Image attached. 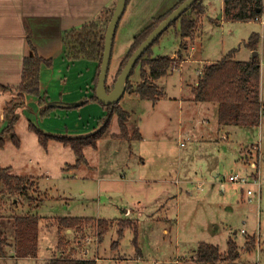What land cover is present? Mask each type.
Instances as JSON below:
<instances>
[{
    "label": "rangeland",
    "instance_id": "1",
    "mask_svg": "<svg viewBox=\"0 0 264 264\" xmlns=\"http://www.w3.org/2000/svg\"><path fill=\"white\" fill-rule=\"evenodd\" d=\"M178 2L179 0H173L171 7ZM202 7L204 9L203 3ZM203 9L202 11L192 10L188 12V15L197 20L192 39L196 32L202 29V57L207 58L205 61L217 60L230 50L236 51L235 48L238 46L236 58L246 59L252 56V52L256 51L257 47L249 51L250 48L246 46V42L252 32H257L259 37L260 34L264 35V25L257 22L259 20L243 22L223 20L219 24L218 18H211L209 21V16L212 14L205 17ZM222 12L223 8L220 19L226 18ZM128 17L131 16H127L120 24L117 40L125 39L127 35V29L132 24V19ZM104 30L105 25L102 27V34H104ZM177 31H179L178 21L175 26H170L163 33L159 41L154 43L152 51L156 54L163 53L158 50L159 42L165 48L164 51H167L164 53L171 52L174 46L179 45L180 42ZM192 39L187 37L185 41L187 43ZM116 51L114 48L111 53L108 70L107 85L110 89L118 72V69L114 72L117 61ZM255 57L257 56L255 55ZM259 62V91L260 97L264 100V57L261 56ZM138 70L140 71L139 64L134 67L131 77L137 75ZM195 70L193 66H190L189 69H183L181 73L174 71L170 74L165 86L167 94L176 96L180 93L178 89L181 88L182 93L187 91V85L180 87V83L187 81V83L193 84L197 77ZM130 82L132 86H136L131 79ZM6 90H9L13 95L11 98L18 94L16 88ZM129 98L131 99L125 102V108L133 113L129 114L127 120V138H134L138 135L136 127L139 128L143 136L141 140L131 143L134 151L141 155V161L138 159L139 156L135 158L136 160L130 161L129 171L135 174V178L138 177V174L141 179L149 176L157 178L156 182L149 181L147 183L149 186L146 188L142 184L145 182L144 180L139 181V178H136V181H131L133 176L129 171L127 172L126 166H124L129 151L126 142L119 143L114 148L113 143L107 140V135H102L103 138L99 141L98 149H93L91 146L85 148L86 157H90L92 160L99 158L102 164L106 162L109 167L112 165V153L117 156L114 169L118 166L115 172L106 178H100L102 180L100 181L92 176L83 177L84 172L82 174L76 171L74 173L63 172L62 167L65 164L75 163L76 155L72 148L69 145H65L63 148L61 143H56L60 145L59 148L57 146L49 147L50 145L44 148L45 146L39 142L37 134L28 129L26 119L20 118L14 125L19 146H16L9 133L1 134L3 139L6 137V141L3 147H0V165H12L10 173L13 172L15 175L33 174V177L28 176V178L34 184L32 189H25L23 193L2 195L0 214L3 220L13 214H28L38 204L37 210L32 212L38 215L39 221L36 257L10 256L14 255L13 249L7 248L4 250V257L0 258V264H48L51 258L59 255L94 258L97 264H104L105 259L122 261L121 264H134L135 261L129 262V259L134 258L139 259L138 264H154L155 260L159 264H200L196 259V248L199 242L217 244L219 250L226 253L227 240L233 238L234 231H236L237 240L242 243L240 241L244 236L241 232L242 228L247 232L254 230L256 238L261 240V248L264 249V113L260 118L259 125L250 127L249 132L242 130L244 127L235 126L228 129L231 132L226 131L227 128L220 132L217 130L215 120L211 119L204 129L209 132L202 137L198 122L201 123L203 119L195 120L189 125L182 122V119H185V109L187 108L182 104L178 106L177 100L164 101L167 99L164 98L152 105L148 99H138L134 95ZM2 99L4 98L2 97ZM3 105L1 102L0 109ZM7 121L8 119L3 114V118L0 119V128H3ZM178 126L181 128L180 131ZM108 127L106 129L108 133L119 129L116 114L112 115ZM177 132L180 133L179 136ZM224 133L227 135L225 138L223 137ZM207 157L212 159L209 162L210 165L207 164ZM253 162L255 166H253ZM195 163L197 164V173L188 178L192 180L189 181L191 184L193 183L190 186V190L192 189L193 192L192 194L184 193V188V196H187L188 199L178 200V204L175 203L173 210L168 213V216L172 217L170 226L167 225L165 219H159L165 215L159 216L158 220L155 218L151 220L143 213L140 215L138 224L130 219L134 226L137 224L136 243L138 249L133 243L135 234L132 226L126 227L123 235L118 237L115 229L117 221L113 222V219L117 220L116 217L121 215L126 203L131 204L137 197L148 206L153 202L156 203L155 199L162 194L160 191L164 189V186L179 185V178L175 180L176 177L173 176L177 168L183 167V174L189 175V171ZM132 169L135 170L131 171ZM211 169H215L216 176L211 173ZM67 170H69V166L64 167V171ZM122 171L126 172L124 174L126 176L122 174ZM169 171L173 179L171 183L164 180H171ZM231 172L247 176L249 182L241 184L228 181ZM37 176L40 177L37 178ZM1 187L3 188L4 185L2 184ZM246 188L256 191L251 201L246 195ZM15 197L21 203L16 204L13 200ZM108 197L109 200L105 201ZM27 204L30 206V210L26 207ZM227 204H231V207H228ZM74 214L91 215L90 224L83 232H77L79 234H74L73 237L70 236L66 239L63 246L57 249L58 235L55 234L57 225L54 223V217ZM95 216L115 217L110 220L112 228L101 241L97 238ZM121 217L127 219L123 215ZM214 222L220 225L218 230L212 225ZM165 226L170 227V236L164 235L163 228ZM64 234L63 231L60 232L61 236ZM76 237H80L81 241L77 242ZM116 239L120 241V246H118L119 243L113 245V240ZM242 249L246 250L244 246ZM9 253V256L6 255ZM141 253L143 258H140ZM258 253L256 246L254 252L256 258ZM244 260L241 258L243 263ZM223 262L225 260L221 259L215 264H223Z\"/></svg>",
    "mask_w": 264,
    "mask_h": 264
},
{
    "label": "crops",
    "instance_id": "2",
    "mask_svg": "<svg viewBox=\"0 0 264 264\" xmlns=\"http://www.w3.org/2000/svg\"><path fill=\"white\" fill-rule=\"evenodd\" d=\"M173 0H128L124 11L118 21L116 31L114 34L113 44H112V51L114 48H116V67L114 69V72L119 67V64L121 60L126 55L132 41L134 38V35L138 33L141 29H143L145 26H147L154 17L162 15L167 9H169L172 6ZM116 0H0V83L6 86H9V88H16L21 80V73H22V61L25 56L33 55L34 53L38 54L39 56L50 59L51 64H41L40 68V94L43 96L45 102L48 104H53L55 107L51 109L46 115L42 116L40 115V108L42 107V104H39L38 97L32 94H25V103L22 107H20L17 110L18 113V119H26L27 120V127L29 128V124L34 125L36 128L46 132V133H52V134H58V135H67V136H85L88 134L93 133L100 127V118L104 116L106 113L105 108L98 102L93 101L90 99L93 87H94V75L96 72L97 67V61L95 60H89V59H68L65 54V46H64V34L67 30L71 28H80L81 26L88 24L92 21L98 20L100 15L103 12H107L109 10L114 9ZM202 3L204 5V15L209 16V14H212V16H209V21H211V18H218L219 24L223 20H231L222 17L220 19L219 15H221V11L223 8V0H202ZM223 13V12H222ZM217 15V16H216ZM129 19H132L131 26L127 29V35L125 36V39L120 38V40H117L119 36V29L121 22L127 17ZM223 16V14H222ZM136 17V20L134 18ZM232 21H241L242 20H232ZM250 21V20H246ZM257 21V20H255ZM203 22V21H202ZM257 22H260L264 25V20H259ZM101 26V23H100ZM197 31V30H196ZM203 36H202V29L200 31L196 32V35L194 39L189 40L187 42V47L185 49H181L179 45H173L174 48L169 53H164L167 51H164L165 48L162 47V45L158 42V50H161L163 53L156 54L154 51H152V56H168L172 58H176L177 51L180 50L183 58L182 60L169 69L168 73L165 76H162L155 80L156 85L162 92V96L155 101L154 103L151 100H148L152 103V105H155L158 103L161 99L165 100H177L178 106L184 105L186 116L185 119H182V122L187 123L189 125L191 122L199 119H203L200 122H198L200 131H202L201 136L204 137L209 130L206 129V124L211 121V119L215 120V125L217 127V130L221 132V130L226 129V131L231 132L228 129H231V126H235L238 128L244 127L242 130L249 132L250 125H224V124H218L217 120V104L211 101H196L194 100V94H193V87L197 84L198 77L201 73V70L205 64L215 62L228 54V52L222 54L219 59L213 60V61H205L207 58L202 57V45H203ZM258 46L256 49V56L260 59L264 57V35L260 34ZM177 44V43H175ZM179 44V43H178ZM236 51L232 53V58L236 60H250L255 55L250 56L246 59H238L236 58L237 50H239V46L235 48ZM253 50V49H249ZM190 66H193L197 72V77L193 84L187 83V81H184L185 83H180V87L182 85H187V91L185 90L184 93H182V88L179 90L180 93L176 96H169L167 92L165 91V86L167 84V78L170 74H172L174 71L182 72L183 69H189ZM147 69V67L145 68ZM139 71V70H138ZM108 77V74H107ZM184 77V76H183ZM130 79L134 84H137L140 80V71L137 75H134V77L130 76ZM107 84V80H106ZM135 96L138 99L140 96L134 91V86L128 90H123L121 93L118 104L128 112V118L129 114L133 113L129 109L125 108V102L128 99H131L129 97ZM13 96L9 90L0 88V103L5 105V103ZM2 97L4 99H2ZM88 99L86 102L82 103L79 106H73L74 104L80 102L82 99ZM259 99L262 104V108H264V100L260 97V91H259ZM4 105L0 109V119L3 118V108ZM180 108V107H179ZM17 123V122H16ZM16 125V124H14ZM119 126V125H118ZM109 128V127H108ZM1 129V128H0ZM32 130V129H31ZM137 134L139 135L137 138H120L116 136V134L119 133V129L117 131L113 132H107L103 134V136L107 135V140L109 142L113 143L114 148L122 142H126L129 146V151L126 156V166L127 172L130 169V161L136 160L135 158L138 157L139 161H141V155L136 153L134 149L131 146L132 142L138 141L142 139V134L139 131V128L136 127ZM178 130L180 131L181 128L178 126ZM15 131V130H14ZM177 135L179 136L180 133L177 132ZM224 138L227 136L225 133L223 134ZM100 137L97 142L96 146L92 145H84L83 146V154L86 159L85 162L81 163L77 167H72V164L74 163H67L65 166L62 167L63 172H80L81 174L84 172L83 177H93L97 178L100 181H102L100 178H106L109 175H112L116 168L114 169V166L116 164V158L117 156L112 153V165L109 167L107 163L105 162L102 164L101 159L97 158L96 160H92V158L86 157V154L84 153L85 148L88 146H91L93 149H98L99 147V141ZM198 138V135H196ZM229 137V134H228ZM200 138V137H199ZM227 139V138H226ZM228 140V139H227ZM6 141V137H4V143ZM61 143L62 147H65V144H63L61 141L56 139H48L46 146L54 147L57 146L59 148V144ZM16 146H19V142ZM44 148H47V147ZM3 147V146H2ZM98 157V156H97ZM181 158V157H180ZM210 161L212 159L210 157H207V164L210 165ZM196 162V161H193ZM69 166V170L64 171V167ZM193 168L191 171H189V175L184 173V170H182L183 167L177 168L176 172L173 173V176H175V180L178 178L179 185L176 184H169L168 186H164V189L161 190L162 194L155 199L156 203L153 202L149 206L143 203V200H138V197L136 200L132 201L131 204L126 203V205L123 207V212L120 216L116 217L117 220H114L113 218H105V217H96L98 218H105L109 221V229H111V221L113 219L114 221H118L123 217H126L127 219H131L139 223L140 215L143 213L148 217L152 219L158 220L159 216L165 215L164 217L159 219H165V222L167 225H171L170 221L172 220V217L168 216V213H170L173 210L174 205L178 204L179 201H184L188 199L187 196H184V193L188 192V194H192V189L190 190L191 184L189 176L194 175L197 173V164L192 165ZM9 172L12 170V165L9 166ZM135 169H132L131 171H134ZM13 175H15L13 172H11ZM126 172L122 171V174L124 175ZM130 173V171H129ZM168 173V172H167ZM170 173L171 180L164 179L166 181H169L171 183L172 175ZM168 173V174H169ZM211 173L216 176L217 172L215 169H211ZM131 176H133L131 181H136L135 179L139 178V181H145L144 187L146 188L149 186L147 183L149 181L156 182L157 178H153V176L144 177L141 179L140 175L138 174V177H134L135 174L130 173ZM19 176H34L33 174H19ZM126 176V175H124ZM40 176H37V178ZM157 177V176H156ZM162 180V179H159ZM190 180V181H189ZM38 182V179H37ZM188 182V184H187ZM175 185V186H173ZM37 187V183H36ZM187 187V188H186ZM185 188V192L183 193ZM32 189V188H31ZM37 189V188H36ZM38 190V189H37ZM34 191V190H33ZM37 192V191H35ZM147 193V192H146ZM16 204H19L21 202L18 201V199L15 197L13 199ZM109 197L107 198L108 201ZM176 203V204H175ZM238 203V202H237ZM236 203V205H238ZM116 205V204H114ZM228 207H231V204H227ZM28 209L30 206L27 204L26 206ZM38 208V204L33 208L29 213L33 214V210L36 211ZM30 210V209H29ZM70 212V211H69ZM36 214V213H34ZM65 216H77V217H92L91 215L86 214H80V215H65ZM123 219V218H122ZM125 219V218H124ZM246 221L244 220V224ZM90 224V221L88 222H82L80 225L76 227H71L67 229L62 230H56L55 234L58 235V242L62 241L61 244L57 242L56 246L57 249L61 248L65 242L66 239H68L70 236H74V234H79L77 232H83ZM137 224H136V230H137ZM174 224V223H173ZM212 225L218 230L220 225H218L217 222L212 223ZM131 227V226H130ZM118 228V226H117ZM117 228L116 232H117ZM134 229V224L131 227ZM170 227L165 226L163 228V232L165 236H170L171 230H169ZM125 230V229H124ZM64 232L65 234L63 236L60 235V232ZM106 232V233H107ZM241 232L244 234L242 239L240 240L242 243H239V240L236 238V231H234L233 239L237 244L238 249V258L223 262V264H264V249L261 248V240L256 238L254 230H251L250 232H247V230L241 229ZM59 233V234H57ZM105 233V234H106ZM12 234V235H11ZM104 234V235H105ZM260 236V235H259ZM7 237H9L7 239ZM104 237V236H103ZM103 237L101 239H98L99 241L103 240ZM6 245L5 249H13V254L10 256H15L14 253V247H13V231L9 228L8 231H6ZM98 238V237H97ZM118 241V246H120V241ZM76 241L80 242L81 238L76 237ZM114 241V240H113ZM210 243V242H209ZM213 244V243H212ZM242 246L245 247L246 250L242 249ZM256 246L258 248V256L257 258L254 256V252L256 249ZM197 250V248H196ZM243 250V251H242ZM62 252V251H61ZM221 253H224L225 251H220ZM123 253V252H122ZM4 254V253H3ZM0 255V258L4 257V255ZM7 256V257H8ZM132 257L131 255H129ZM137 256V255H136ZM144 256L142 253L140 254V258H143ZM173 257V256H169ZM244 260V263L241 261ZM139 259H129V262L132 263L135 261L134 264H138ZM104 264H121L119 261H113L111 259H105ZM224 261V260H223ZM242 263H241V262ZM254 261V262H253ZM174 262V261H173ZM124 263V262H123ZM154 264H159L157 260L153 262ZM200 264H212L210 262H201ZM126 264V263H125ZM128 264V263H127Z\"/></svg>",
    "mask_w": 264,
    "mask_h": 264
},
{
    "label": "trees",
    "instance_id": "3",
    "mask_svg": "<svg viewBox=\"0 0 264 264\" xmlns=\"http://www.w3.org/2000/svg\"><path fill=\"white\" fill-rule=\"evenodd\" d=\"M128 0H126L127 3ZM182 0L171 7L162 15L156 16L153 20L134 35L133 41L121 60L118 72L113 79L112 86L117 75L123 68L128 57L148 33ZM198 9V10H197ZM202 0L193 2L177 19L151 43L150 46L142 53L136 61V65H140L141 80L134 87V91L142 99L151 100L153 103L157 101L162 92L155 83V80L165 76L169 69L177 65L183 58L180 50L177 51L176 58L168 56H152V46L159 41V38L165 33L170 26H175L179 22L180 36L179 46L181 49L187 47L185 38H193L194 28L197 20L188 15L192 10L202 11ZM112 10L103 12L98 20L92 21L80 28H71L64 34L65 54L68 59H89L97 61L96 72L94 75V87L90 97L93 101L100 103L106 110V113L100 118V127L91 134L85 136H67L52 133H46L34 125L29 124L38 136L39 142L46 146L48 139H56L65 145H69L76 155L75 163L72 167H77L86 159L83 154L84 145L96 146L97 140L104 134L109 126L111 117L116 114L119 125L120 138H126L128 134L127 120L128 112L124 110L118 102L103 103L95 93L97 75L103 51L104 34L102 27L106 26L112 14ZM223 13L227 19L231 20H264V0H223ZM101 23V26H100ZM104 30V33H105ZM184 39V40H183ZM259 41L257 32H252L249 35L246 46L255 49ZM235 50H230L228 54L215 62L205 64L198 77L197 84L193 87L194 100L196 101H211L217 104V120L218 124L224 125H250L257 126L260 123V118L264 113V108L259 99V77H260V62L259 58L253 57L250 60H236L232 58V53ZM147 55V56H146ZM51 64L50 59L43 58L38 54L25 56L22 61L21 80L16 87L17 96L9 99L3 108V114L8 119L6 125L1 128L0 132V147L4 145V139L1 134L9 133L13 142L17 145L19 140L14 131V124L18 119L17 110L25 103V94L37 96L40 108V115H46L55 107L53 104L46 103L40 94V68L41 64ZM134 67L131 69L129 77L132 75ZM147 67V69H145ZM129 77L125 82V90L132 88V83ZM111 86V87H112ZM0 88L8 89L9 86L0 83ZM105 90L109 92L111 89L105 84ZM88 99L84 98L73 106H79ZM136 135L134 138H137ZM9 166L0 165V198L7 193L17 194L23 193L25 189H31L33 182L27 176L13 175L9 172ZM4 185L2 188L1 185ZM54 223L58 230L76 227L82 222L90 221V217L77 216H57L54 217ZM5 220V221H4ZM0 214V255L4 253L6 245V231L10 228L13 231V247L16 257H36L37 242H38V215L28 214H13L11 217L4 219ZM97 237L101 239L109 228V221L105 218H98ZM133 223L129 219H120L117 223L118 237L123 235L126 227L132 226ZM136 226H134L133 243H136ZM59 244L62 241L58 242ZM118 241L114 240L113 245ZM238 249L236 242L229 238L227 240L226 253H221L217 244L201 241L197 245L196 259L201 262H210L215 264L221 259L231 261L238 258ZM48 264H97L94 258H78L71 255H59L51 258Z\"/></svg>",
    "mask_w": 264,
    "mask_h": 264
},
{
    "label": "water",
    "instance_id": "4",
    "mask_svg": "<svg viewBox=\"0 0 264 264\" xmlns=\"http://www.w3.org/2000/svg\"><path fill=\"white\" fill-rule=\"evenodd\" d=\"M195 1L196 0H182L148 33V35L141 41V43L134 49V51L128 57L123 68L117 75L111 90L107 92L105 90V84L109 70L114 34L118 21L126 5V0H116L114 9L112 11L111 17L104 33L103 51L95 87L96 96L101 102L113 103L118 101L121 93L123 92V90H125L124 87L126 79L129 77L131 69L134 67L136 61L139 59L142 53L171 24L172 21L177 19ZM255 54L256 51L254 50L253 55Z\"/></svg>",
    "mask_w": 264,
    "mask_h": 264
},
{
    "label": "built area",
    "instance_id": "5",
    "mask_svg": "<svg viewBox=\"0 0 264 264\" xmlns=\"http://www.w3.org/2000/svg\"><path fill=\"white\" fill-rule=\"evenodd\" d=\"M183 144V143H182ZM255 163L253 162V166ZM228 181L230 182H240L241 184H246L249 182V179L248 177L246 176H242V175H239L238 173H233L231 172L228 176ZM256 193V191H253L251 188H246V195L248 197V200H253L252 199V196ZM255 199V198H254ZM257 199V198H256Z\"/></svg>",
    "mask_w": 264,
    "mask_h": 264
}]
</instances>
